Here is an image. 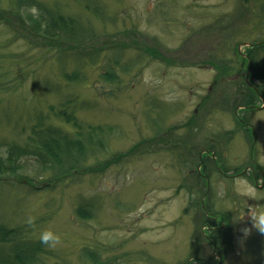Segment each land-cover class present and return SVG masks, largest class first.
Segmentation results:
<instances>
[{
  "label": "rangeland",
  "instance_id": "rangeland-1",
  "mask_svg": "<svg viewBox=\"0 0 264 264\" xmlns=\"http://www.w3.org/2000/svg\"><path fill=\"white\" fill-rule=\"evenodd\" d=\"M38 1L100 19L93 20L100 35L75 48L103 54L80 66L65 57L61 66L55 50L37 48L47 40L11 22L0 27L2 68L14 77L0 91L1 161L2 144L22 141L35 114L71 91L93 105L78 119L119 135L100 154L90 152L84 168L52 182L33 160L0 170L1 223L27 225L36 237L56 233L59 243L45 245L46 264H264V233L250 219L264 211V100L242 104L249 83L257 85L245 45H264V0ZM21 13L37 21L30 10ZM107 46L134 64L126 75L113 69V85L101 77L112 65ZM74 69L84 81L68 86L62 73ZM46 82L61 92H46ZM195 130L192 145L176 144ZM25 177L35 178L34 191ZM81 198L95 205L87 220L74 214ZM205 211L215 218L219 252L203 237Z\"/></svg>",
  "mask_w": 264,
  "mask_h": 264
},
{
  "label": "trees",
  "instance_id": "trees-1",
  "mask_svg": "<svg viewBox=\"0 0 264 264\" xmlns=\"http://www.w3.org/2000/svg\"><path fill=\"white\" fill-rule=\"evenodd\" d=\"M33 7L37 9L36 14H34L37 21L26 22L21 11L23 8L31 10ZM93 20L100 21V19ZM93 20L65 15L58 6L51 7L38 0H0V27H6L8 26L7 22H11L12 25L23 29L25 35L47 40V43L42 41L41 45L38 44L37 48L42 51V48L46 46L55 50L56 53L53 52L54 59L61 66L65 57L72 58V61L80 66L83 62L94 64L102 56L103 51L101 49L75 48L100 35L101 32L96 30ZM11 34L15 35L13 32ZM68 50H73V52H65ZM106 51L110 52V56H112V65L104 71L101 77L106 84L113 85L118 81L113 69H119L122 74L126 75L134 64L133 61L120 62L124 55L118 47L107 46ZM246 60L249 69L248 76L257 81V85H251L252 90L248 88V93L242 95L243 106L251 107L255 105L256 97L260 95L264 98L263 43L249 44L246 49ZM3 64L4 61L0 59V91L5 89L3 87L6 85L4 81L14 78L5 73L2 68ZM62 78L68 86L84 81V75L78 69H74L70 73L63 71ZM245 83L242 86L245 87ZM43 87L48 93L59 94L61 92L59 86L52 87L48 82L43 83ZM105 91L108 92H104L107 96H114L112 90ZM92 108L93 105L90 102L78 97L72 91L60 97L57 104L48 106L45 112L35 114L33 121L28 125L27 132L24 135L21 134L24 136L22 141L12 140L2 144L4 160L2 162L0 158V170L13 172L14 166L19 161L33 160L40 165L36 171L37 173L40 172V177L44 178L45 182H52L84 168L90 159V152L95 151V153L100 154L108 141L119 135V131L115 127L91 126L78 119L77 114L79 112L88 111ZM242 118L238 124L246 127L247 121L243 116ZM186 134H189L187 144L185 141L176 139V144L181 148L188 144L192 145L193 139L191 138L194 134L191 132ZM170 145L165 144V146ZM170 152L172 153L173 150ZM208 161L212 162L211 158ZM203 166L205 167V165ZM203 172L205 173L204 170ZM25 179L28 187L34 191L30 182L34 181L35 178L25 177ZM40 180L37 179L36 181ZM17 191L15 192L17 193ZM21 193L25 194L24 191ZM28 194L32 195L33 192ZM94 206V203L89 199L81 198L74 211L75 217L80 220L93 217ZM207 212L209 211L207 210ZM203 218L204 226H208L210 229L214 228L215 223L213 221L204 216ZM212 232L214 231L206 232L208 235L206 241L214 250L218 249L219 243L216 235ZM47 254H49L47 247L40 243L39 237L32 234V229L27 225L9 228L0 221V264H46L44 258ZM89 256L93 258V256ZM196 264L200 263L197 261Z\"/></svg>",
  "mask_w": 264,
  "mask_h": 264
},
{
  "label": "clouds",
  "instance_id": "clouds-1",
  "mask_svg": "<svg viewBox=\"0 0 264 264\" xmlns=\"http://www.w3.org/2000/svg\"><path fill=\"white\" fill-rule=\"evenodd\" d=\"M33 14H36L37 9L35 7L30 10ZM253 227L261 233H264V211L259 212L256 216L250 218ZM31 223V221H29ZM39 241L41 244L54 247L59 243V236L50 229H44L39 234Z\"/></svg>",
  "mask_w": 264,
  "mask_h": 264
},
{
  "label": "flooded vegetation",
  "instance_id": "flooded-vegetation-1",
  "mask_svg": "<svg viewBox=\"0 0 264 264\" xmlns=\"http://www.w3.org/2000/svg\"><path fill=\"white\" fill-rule=\"evenodd\" d=\"M247 78H248V76H246V82L248 81ZM249 85H250V87H251V84H249ZM248 167H251V166H248ZM248 169H249V168H248ZM244 173H245V172H242V173H240V174L243 175ZM240 174L235 175V176H239ZM247 174H249V172H247ZM211 230H216V227L212 228Z\"/></svg>",
  "mask_w": 264,
  "mask_h": 264
},
{
  "label": "bare ground",
  "instance_id": "bare-ground-1",
  "mask_svg": "<svg viewBox=\"0 0 264 264\" xmlns=\"http://www.w3.org/2000/svg\"><path fill=\"white\" fill-rule=\"evenodd\" d=\"M243 119V118H242Z\"/></svg>",
  "mask_w": 264,
  "mask_h": 264
}]
</instances>
